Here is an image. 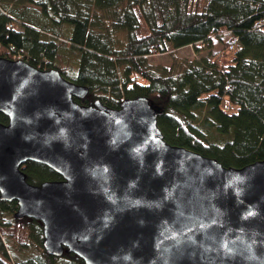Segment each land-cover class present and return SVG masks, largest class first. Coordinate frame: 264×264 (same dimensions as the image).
Segmentation results:
<instances>
[{"label": "water", "instance_id": "obj_1", "mask_svg": "<svg viewBox=\"0 0 264 264\" xmlns=\"http://www.w3.org/2000/svg\"><path fill=\"white\" fill-rule=\"evenodd\" d=\"M58 70L0 58V201L84 264H264V160L224 168L168 144L144 96L118 108ZM78 100V101H77ZM35 162L60 180L39 186Z\"/></svg>", "mask_w": 264, "mask_h": 264}, {"label": "trees", "instance_id": "obj_2", "mask_svg": "<svg viewBox=\"0 0 264 264\" xmlns=\"http://www.w3.org/2000/svg\"><path fill=\"white\" fill-rule=\"evenodd\" d=\"M223 35L209 58L171 53L201 52ZM164 53L170 66L148 61ZM0 58L58 70L88 89L81 104L116 109L147 97L163 111L157 125L168 144L224 168L264 160V0H0ZM21 170L32 185L60 180L39 163ZM16 209L0 201V264H84L48 255L41 223L16 219Z\"/></svg>", "mask_w": 264, "mask_h": 264}, {"label": "rangeland", "instance_id": "obj_3", "mask_svg": "<svg viewBox=\"0 0 264 264\" xmlns=\"http://www.w3.org/2000/svg\"><path fill=\"white\" fill-rule=\"evenodd\" d=\"M223 40H220L218 38H214L213 41V47L207 48L201 52H195V50L192 48V46H186L179 48L171 53L173 55L188 59V60H200L202 58H209L212 54L216 53L218 50L222 49L225 45L224 43L227 41V35H223ZM171 53H164V54H152L148 57V61L154 65V66H170L172 63V54ZM88 98H91V96H87ZM86 98V97H85ZM84 98V99H85ZM90 100V99H89ZM21 169V168H20Z\"/></svg>", "mask_w": 264, "mask_h": 264}, {"label": "built area", "instance_id": "obj_4", "mask_svg": "<svg viewBox=\"0 0 264 264\" xmlns=\"http://www.w3.org/2000/svg\"><path fill=\"white\" fill-rule=\"evenodd\" d=\"M14 59H16V58H14Z\"/></svg>", "mask_w": 264, "mask_h": 264}]
</instances>
